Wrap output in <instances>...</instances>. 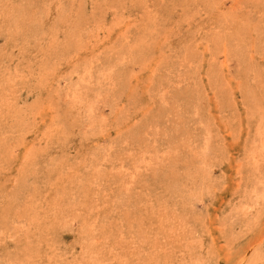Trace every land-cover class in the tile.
Masks as SVG:
<instances>
[{
    "label": "rangeland",
    "instance_id": "1",
    "mask_svg": "<svg viewBox=\"0 0 264 264\" xmlns=\"http://www.w3.org/2000/svg\"><path fill=\"white\" fill-rule=\"evenodd\" d=\"M0 264H264V0H0Z\"/></svg>",
    "mask_w": 264,
    "mask_h": 264
}]
</instances>
